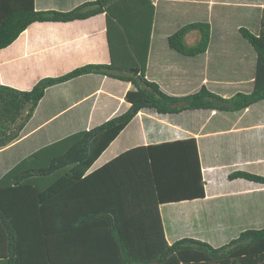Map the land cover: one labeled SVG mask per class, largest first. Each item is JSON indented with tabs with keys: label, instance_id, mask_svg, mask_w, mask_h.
Here are the masks:
<instances>
[{
	"label": "trees",
	"instance_id": "16d2710c",
	"mask_svg": "<svg viewBox=\"0 0 264 264\" xmlns=\"http://www.w3.org/2000/svg\"><path fill=\"white\" fill-rule=\"evenodd\" d=\"M47 1L37 7L35 0H0V49L35 21L104 13L110 62L43 77L28 90L0 84V264H264L263 213L261 223L217 246L189 236L166 237L159 206L204 197L194 136L137 145L92 168L139 111L202 113L198 132L212 110L264 109V0L226 15L233 32L216 46L211 42L221 40L220 17L206 12L195 21L183 16L160 37L158 26L174 17L168 0H85L68 10L48 7ZM191 30L200 34L194 45L185 42ZM159 38L177 55L201 58L210 49L230 51L241 63L221 70L212 64L210 87L203 83L202 69H193V90L170 95L146 78L151 42ZM84 76L95 83L102 77L130 83L124 95L130 106L93 127H80L79 117L88 118L93 102V96L82 95L84 87L73 99H86L75 108L60 112L66 103L48 117L36 116L48 90ZM228 81L233 89L216 87ZM33 128L38 129L27 135ZM236 177L264 185V175L235 171L228 176Z\"/></svg>",
	"mask_w": 264,
	"mask_h": 264
},
{
	"label": "crops",
	"instance_id": "0c3cea01",
	"mask_svg": "<svg viewBox=\"0 0 264 264\" xmlns=\"http://www.w3.org/2000/svg\"><path fill=\"white\" fill-rule=\"evenodd\" d=\"M83 1L85 0H48L47 2L48 7L53 9L68 10ZM157 1L153 0V3L156 4ZM168 1L174 3V6L168 5L171 9L169 14H173L174 17L158 26L159 36L163 37L172 31L171 29L178 27L183 16H189L191 21H195L200 16H205L206 12L209 16L220 17L217 28L221 40L215 39L211 42L213 46L224 41L229 36L228 32H233L226 15L238 13L236 6L262 4L261 0ZM40 2L44 3L46 0H35L37 7H43L40 6ZM164 11L167 14L166 10ZM194 32H196L195 37H192ZM199 37L197 30H191L186 34L185 42L194 45ZM164 45L165 41L161 38L154 45L151 42L146 78L158 83L159 88L170 95L182 96L193 90H190V87L195 86L192 85L195 77L189 74L193 69L194 72H199V68L202 69L203 83L210 87L208 73L212 64L220 68L227 64L231 66L235 62L241 63V60L230 51L213 54L210 49L205 52V56L197 58L174 54L167 51ZM109 62L104 13L67 22L35 21L28 25L13 43L0 49V84L28 90L43 77L59 76L88 63ZM86 77L48 90L38 105L36 116L40 113L39 117L44 115L48 117L51 111L62 108L68 103V106L60 111L64 112L93 96L88 118L82 115L78 119L80 127L89 128L130 106L124 100L130 83H120L108 77L98 78V83H95V78L86 80ZM235 77L239 76L236 74ZM95 84L97 85L94 86ZM216 84L218 89L228 88V90L233 89L235 85L229 81ZM84 87L88 89L82 95L88 97L73 99ZM82 111L84 112L83 108ZM202 116V113L194 111H184L170 116L139 111L99 155L92 168L100 167L124 150L137 145L194 136L204 181V197L161 204L159 206L161 219L167 238L189 236L206 240L217 246L235 237L239 231L255 227L263 219L264 185L241 177L229 179L228 176L235 171L264 175V109H257L254 112L249 108L239 112L212 110L207 112L197 132L196 126ZM54 117L48 118L45 122L53 120ZM45 122L40 126L45 125ZM37 129H31L27 135ZM181 188L182 191L187 189V187Z\"/></svg>",
	"mask_w": 264,
	"mask_h": 264
},
{
	"label": "rangeland",
	"instance_id": "374dc122",
	"mask_svg": "<svg viewBox=\"0 0 264 264\" xmlns=\"http://www.w3.org/2000/svg\"><path fill=\"white\" fill-rule=\"evenodd\" d=\"M195 34H196V32L193 33V36H192V37H195ZM187 40H189V39L187 38ZM262 209H263V208H262Z\"/></svg>",
	"mask_w": 264,
	"mask_h": 264
}]
</instances>
